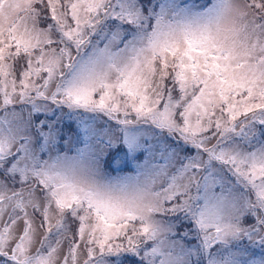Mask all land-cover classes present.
I'll return each instance as SVG.
<instances>
[{"label":"snow or ice","instance_id":"1","mask_svg":"<svg viewBox=\"0 0 264 264\" xmlns=\"http://www.w3.org/2000/svg\"><path fill=\"white\" fill-rule=\"evenodd\" d=\"M0 264H264V0H0Z\"/></svg>","mask_w":264,"mask_h":264}]
</instances>
